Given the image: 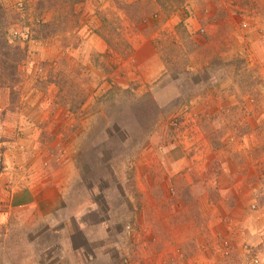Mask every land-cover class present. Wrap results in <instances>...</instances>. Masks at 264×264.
Returning a JSON list of instances; mask_svg holds the SVG:
<instances>
[{"label":"rangeland","instance_id":"obj_1","mask_svg":"<svg viewBox=\"0 0 264 264\" xmlns=\"http://www.w3.org/2000/svg\"><path fill=\"white\" fill-rule=\"evenodd\" d=\"M79 1L0 0V52H9L7 57L0 54L3 192L11 194L29 179L37 189L50 170L74 172L78 168L82 176L70 177L72 193L67 198L81 199L84 208L94 209L88 222L99 218V210L112 225L129 219L136 203L145 200L151 207L155 202L156 176L171 167L160 163V155L165 147L173 146L180 153H190L189 162L173 163L182 176L177 182L194 178L196 169L209 175L207 201L212 218L226 202L244 201L248 203L244 229L255 233L257 220L264 219V67H249L258 80L252 87L258 92L253 98L248 92L237 93L236 82L224 90L231 97L225 102L203 97L214 76L226 70V61L235 57L244 61L241 49L251 41V14L229 24L230 30L223 33L230 44L226 48L235 44L238 48L220 55L222 41L208 35L210 16L206 17L212 8L218 10L212 6L217 1L205 0L210 6L199 4L200 0H144L127 5L120 0ZM123 8L131 19L121 16ZM258 9L264 11V5ZM139 11L141 22L135 18ZM193 15L199 25L189 30L185 20ZM166 16L172 20L169 29L159 30L158 41L169 47L168 55L177 67L160 78L142 81L139 68L129 57L130 39L136 29L158 32ZM204 16L206 23L199 21ZM193 36L214 41L210 47L195 46L190 41ZM257 48L253 46L254 55L249 52L256 59L263 54ZM202 59L210 60L211 67L199 68ZM204 157L206 162L196 168L193 161ZM225 171L231 177H222ZM97 185L106 191L99 193ZM219 187L233 192L228 194ZM170 188L175 189V183ZM6 193L0 197V212L4 213ZM94 199L101 203L100 208L89 203ZM16 213L0 225V254L15 264L26 260L25 241L30 233L27 223H18L26 212L18 209ZM233 225L234 229L240 226L236 221ZM210 227L211 236L218 238L213 222ZM88 230L97 234L93 227ZM112 230L120 240L122 226L113 224ZM260 231L262 235L264 222ZM216 243L210 242L211 249ZM238 247L242 256H232L230 262L253 264L252 256L258 254L264 264V238L257 242L243 238ZM116 258L117 264H123L122 257Z\"/></svg>","mask_w":264,"mask_h":264},{"label":"crops","instance_id":"obj_2","mask_svg":"<svg viewBox=\"0 0 264 264\" xmlns=\"http://www.w3.org/2000/svg\"><path fill=\"white\" fill-rule=\"evenodd\" d=\"M120 1H125L124 5H127L130 2L144 0ZM151 1L155 2V0ZM200 1L199 4L206 2L210 6V1ZM215 1L218 3H213L212 6H218L216 8L218 10L212 8L213 12L210 11L209 15L206 16H210L207 22V28H209L207 33L212 39L222 41L220 45L223 50L219 54H231V52L236 51L237 44L226 48L230 44L223 33L230 28L229 24H233V20L239 22L245 19L243 14L250 13L248 19L251 27L249 26L248 29L251 30L248 32L251 35L248 38L251 41L241 50L245 52L246 58L244 57V59L249 67L258 69L260 66L264 67V35L259 36L254 31L258 29V32H264V11L258 9L260 5H264V0ZM247 4L248 6L253 4L254 9L251 6L247 7ZM122 12L121 16L129 19L124 8ZM158 16L161 17L162 15L158 13ZM173 17L175 18L174 15ZM206 17L202 18L203 21L199 18V21L206 23ZM195 18L196 16L193 15L185 20L189 30L193 25H199ZM171 20L167 16L164 17L158 32H146L141 28L133 32L134 36L130 39L132 52L129 57L139 68L138 76L142 81L160 78L166 72L165 63L158 50V38L160 35L162 36L159 30L169 29L168 25ZM231 28L232 30L235 29L233 26ZM211 31L215 33H211ZM231 34L233 31L228 34L229 38ZM212 39L208 40L209 46L214 41ZM256 45L260 48L257 49L263 51V54H260L257 59L249 55L250 51L252 55L255 54L253 46ZM151 66L154 69H151ZM208 66L211 67V61L208 59H202L199 63V68ZM257 72L259 73L261 70ZM232 83L231 74L226 73L219 80V87L220 89L221 87L228 88ZM209 87L207 90L209 95L216 93L218 97L231 98L225 92L218 91L214 84ZM215 90L217 91L214 92ZM171 147H165L167 149L162 150L163 153L160 155V163L162 165L169 163L171 167L170 169L167 167L166 171L162 169V173L158 177L156 176L155 202L151 204V207L145 200L140 204L136 203L132 210L130 208L132 214L129 219L124 220L122 218L113 223L122 226L123 235L120 240L116 238L117 234L112 233L113 224L111 225L112 221L108 220V216L102 218L98 210L96 213L100 215L99 218L92 220L93 222H88L89 214L93 216L95 214L94 209L84 208L81 199L77 201L74 198H67L72 193L70 177L74 174L75 178L82 176L78 168H75L74 172L64 169L50 170L46 178L39 180L40 186L37 189L34 186L35 181L29 179L26 186L17 187L16 190L10 192L11 194L3 192L1 187L4 180L0 179L2 183L0 185V197H4L2 195L4 193L7 195L5 209L7 212H0V225L5 224L10 218H14L17 214L16 210L20 209L26 212V215L23 218H18V223L22 225L27 223L30 228V233L27 234L28 238L25 241L26 260L19 261L17 264H117L116 257H122L123 264H236L237 260L230 262L234 261L230 259L232 256H242L238 246L243 238L251 242L263 240L264 233L261 235L260 230L264 219L257 220L256 226L254 225L255 233L245 230L248 203L244 201L226 202L225 206L218 208L219 214L212 218V208L207 201L211 190L207 178L209 175L206 177V174H202V171L196 169L195 175H192L195 176L194 178L190 180L188 175L184 174L187 181L177 182L182 176H179L180 169L175 168L173 163L189 162L190 153L183 154V152H179L178 148ZM202 159L197 158V161H193L196 168L206 162L205 157ZM228 172L230 171L221 172L222 177H231ZM199 174L202 175L199 177ZM223 174H226V177ZM173 183H175V189L170 188ZM97 189H99V193L103 189L106 191V187L100 188L99 185H97ZM142 189L146 190L144 187ZM219 190H228L226 191L228 194L233 192L232 188L227 187H219ZM90 193L93 194L92 191ZM239 196L243 197L242 195ZM239 196L237 197L239 198ZM89 203H93L98 208L101 206V203L95 199ZM11 210L12 214L9 213ZM233 221L238 222L240 226H235L234 229ZM212 222L216 226L218 238L210 234L209 228H211ZM89 227L96 229L97 234L90 233ZM224 236L230 237L237 251L227 260L213 253V249L210 247L212 240L215 242ZM7 260L2 258L0 254V264H15Z\"/></svg>","mask_w":264,"mask_h":264},{"label":"trees","instance_id":"obj_3","mask_svg":"<svg viewBox=\"0 0 264 264\" xmlns=\"http://www.w3.org/2000/svg\"><path fill=\"white\" fill-rule=\"evenodd\" d=\"M125 10H126L128 16H129V18L131 19V15H130L129 11L127 9H125ZM154 14L158 16V12L154 11ZM135 18H136V21H138V22L143 21V17H142L141 11H139L138 14L135 15ZM203 33H205V32H201L200 34H203ZM191 39L192 40H190V39L189 40L195 46H199V45L205 46L206 44H207L206 46H209L208 45V39L206 37L203 38L202 36H193V37H191ZM209 40H210V38H209ZM4 46L2 48H4ZM158 48H159L158 50H159L160 56L162 57V59H163V61L165 63L166 72L168 70L169 71H173V68L177 67V64H176V62H174V60L170 59L171 58L170 57L171 54L168 55L167 51L169 50V47H166V45L165 46L161 45V43L158 41ZM0 49H1V47H0ZM128 49L130 50V52H132V50L130 49V46H129ZM0 54H2L4 57H7L9 52L7 50H4L3 52H0ZM237 54H239V53H237ZM2 64L8 65V63L5 62V60L2 61ZM225 68H226V70L224 72H222L221 75H219L218 77L214 76V80L211 81V82H214V83H212L211 85H213V84L215 85L216 84L215 87L217 88L218 91H221V93L224 92L225 89H229L227 87H224V88L221 87V89H220L219 82L218 83H216V82L219 81L223 76H225L226 73L227 74L230 73L231 76H232L233 82L234 83L236 82V84H237V91H238L237 93H240V91L241 92H248V93H251L249 95H251L252 98H253V96H256V93H258V92L255 89H253L254 88L253 85L254 84L256 85V82L258 80L257 79L255 80L253 78L254 77L253 72L249 68V66H248L247 62L245 61V59L243 61V58H236V57H235V59L230 58V60L225 62ZM189 74H191V73L189 72ZM243 82H245V83H243ZM217 90H215L214 92H216ZM204 96L215 97L218 100L220 99L223 102L226 101V99H224L223 97H221V96L218 97V95L216 93H213V94L211 93L209 95V92H206L205 95H203V97ZM216 102L212 101L211 103L214 104Z\"/></svg>","mask_w":264,"mask_h":264},{"label":"built area","instance_id":"obj_4","mask_svg":"<svg viewBox=\"0 0 264 264\" xmlns=\"http://www.w3.org/2000/svg\"><path fill=\"white\" fill-rule=\"evenodd\" d=\"M243 25H245V23ZM203 31H204V28H202V27L199 28V32H203ZM216 242L217 243L214 245L212 252L217 254L219 257H223V258L227 259V258L231 257V255L233 253L236 252V246L231 241V239L228 238L227 236L221 237ZM246 250H248V249H246ZM251 261L253 264H260L261 257L258 254L253 255Z\"/></svg>","mask_w":264,"mask_h":264}]
</instances>
